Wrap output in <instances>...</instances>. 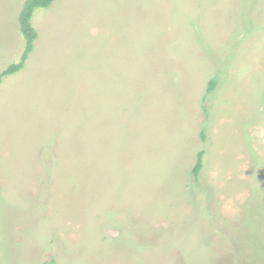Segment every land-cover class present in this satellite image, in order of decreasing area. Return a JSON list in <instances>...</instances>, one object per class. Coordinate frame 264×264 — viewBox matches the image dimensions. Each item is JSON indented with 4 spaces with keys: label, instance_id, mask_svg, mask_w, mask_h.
Listing matches in <instances>:
<instances>
[{
    "label": "rangeland",
    "instance_id": "374dc122",
    "mask_svg": "<svg viewBox=\"0 0 264 264\" xmlns=\"http://www.w3.org/2000/svg\"><path fill=\"white\" fill-rule=\"evenodd\" d=\"M24 1L0 0V72ZM30 23L0 81V264H264V0H52Z\"/></svg>",
    "mask_w": 264,
    "mask_h": 264
},
{
    "label": "trees",
    "instance_id": "16d2710c",
    "mask_svg": "<svg viewBox=\"0 0 264 264\" xmlns=\"http://www.w3.org/2000/svg\"><path fill=\"white\" fill-rule=\"evenodd\" d=\"M51 1L52 0L24 1L18 16V25H19V30L25 39V47L21 54L20 60L16 63H12L8 65L3 71L0 72V81L3 76L15 73L22 68L29 52L32 50L33 41L36 38V32L30 23L32 12L35 8L47 7L51 3ZM215 84H216V80L212 78L208 87V91H211L214 88ZM203 153L204 152L201 150L197 154L196 162L192 169V173L194 176H197L201 168Z\"/></svg>",
    "mask_w": 264,
    "mask_h": 264
}]
</instances>
